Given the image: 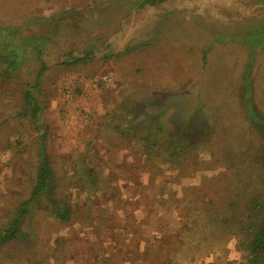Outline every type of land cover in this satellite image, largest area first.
I'll use <instances>...</instances> for the list:
<instances>
[{
  "label": "rangeland",
  "instance_id": "rangeland-1",
  "mask_svg": "<svg viewBox=\"0 0 264 264\" xmlns=\"http://www.w3.org/2000/svg\"><path fill=\"white\" fill-rule=\"evenodd\" d=\"M261 21L264 0H0V27L25 55L0 78V222L31 191L41 136L58 194L77 205L70 223L32 213L30 243L0 248V264H243L237 238L208 220L264 198L243 93V36ZM256 60L264 115V45ZM40 70L35 123L24 93ZM147 131L189 149L176 160L156 147L147 159L135 140Z\"/></svg>",
  "mask_w": 264,
  "mask_h": 264
},
{
  "label": "trees",
  "instance_id": "trees-1",
  "mask_svg": "<svg viewBox=\"0 0 264 264\" xmlns=\"http://www.w3.org/2000/svg\"><path fill=\"white\" fill-rule=\"evenodd\" d=\"M167 0H142L143 4L150 6H160ZM4 28L0 27V43L7 45L8 51L3 53L0 51V78H11L14 70L19 68L25 60V55H22V48L12 44V38L16 36L15 31H10L11 35L7 38ZM29 42L30 38H27ZM244 45L249 52V59L245 65L243 72V93L246 103V117L250 123L257 129L260 135V145L257 159L261 165L260 185L264 187V115L256 108L253 101V71L257 63L256 49L264 45V21L254 24L251 29L246 31L243 36ZM35 44V42H34ZM32 43V47H33ZM89 57H72L74 63L85 62ZM206 60V52L204 53V61ZM42 75V70L38 74L35 85L30 87L24 93V111L25 108L31 111V119L33 122L38 121L39 112L41 110L37 97L34 95V89L39 86L38 80ZM158 130H160L158 128ZM152 131V130H151ZM146 135L135 137V140L140 141L143 147L145 158L150 159L152 149H162L167 156L178 159L182 153L189 149L188 147H180L178 141L172 146H167L166 143H156L152 138L150 131ZM39 164L36 170L34 184L27 198L22 200L12 211L8 218L0 222V248L7 245L16 244L23 241L30 243L32 235H29L23 229L26 219L39 208L43 207L57 221L61 223H70L74 215L76 204L67 195L58 194L56 185V175L52 168L50 158L47 154L43 136H41ZM88 175V174H87ZM92 175L85 177L84 184L86 187L96 188V183H91ZM229 212H224L222 216H216L215 220L209 219L208 224L214 226L218 231L226 236L237 238L240 250L243 252V264H264V198L259 192L250 194L244 201L235 202L234 200L228 206ZM238 211L237 215L230 214L233 211ZM158 236H162L161 229L157 230ZM228 234V235H227ZM173 238L177 235L172 233ZM174 254V253H173ZM144 258L141 257V263H144ZM171 258L166 261V264H171Z\"/></svg>",
  "mask_w": 264,
  "mask_h": 264
}]
</instances>
